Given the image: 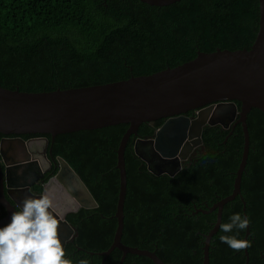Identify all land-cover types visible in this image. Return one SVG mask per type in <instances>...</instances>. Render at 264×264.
<instances>
[{"label": "trees", "instance_id": "obj_1", "mask_svg": "<svg viewBox=\"0 0 264 264\" xmlns=\"http://www.w3.org/2000/svg\"><path fill=\"white\" fill-rule=\"evenodd\" d=\"M257 18V0H177L162 6L139 0H0V86L21 91L87 86L173 67L193 58L196 51L247 48ZM245 122L249 146L239 196L223 204L210 241L214 247L209 264H243L242 251L220 242L222 235L237 239L243 235L235 229L220 231L230 216L241 215L240 198L251 221L247 264H260L259 255L264 254V111L250 108ZM159 123L158 119L139 124L123 150L126 184L120 241L153 250L164 262L198 264L202 235L215 219L214 211L200 209L231 192L241 131L235 126L224 140L229 129L205 125L200 133L203 152L196 161L173 175L155 174L133 152L132 141L134 136L151 134ZM126 126L57 134L48 142L50 154L70 166L96 203L66 216L70 224L78 225L76 243L82 248L75 250L73 264L84 257L99 264L100 256L85 251L105 250L111 242L118 187L115 148ZM44 136L49 141V135ZM3 215L0 208V218ZM64 250L68 253L74 247ZM192 250L195 255H190ZM119 257L113 249L101 264H117ZM122 264L151 261L127 253Z\"/></svg>", "mask_w": 264, "mask_h": 264}, {"label": "water", "instance_id": "obj_2", "mask_svg": "<svg viewBox=\"0 0 264 264\" xmlns=\"http://www.w3.org/2000/svg\"><path fill=\"white\" fill-rule=\"evenodd\" d=\"M139 1L162 6L177 0ZM257 12V29L247 48L196 51L193 58L173 67L87 86L42 91H21L0 86V134L3 135L0 138V159L4 164L3 171L0 168V203L5 207V214L0 218V228L15 212L4 197L2 180L10 187L11 169L21 165V161L26 165L35 163V168H31L24 175H40L36 160L46 162L48 139L45 134L49 135L51 143L57 134L126 123L127 126L115 148V168L118 176L112 214L115 228L109 246L97 252L101 256L100 264L113 248L121 253L117 264H122L127 253L145 256L152 264H177L162 261L152 251L130 247L120 242L126 184L123 159L126 141L130 134H136L139 124L163 119L151 138L139 139V142L153 146L155 154L153 151L151 156L156 157V167L169 162L173 164L170 171L158 169L157 174L163 171L173 175L180 168L178 160L185 157V151L195 144H200L203 126L219 125L226 128L230 124L233 126L239 123L242 151L234 172L231 192L212 203L209 208L215 209V220L204 235L199 263L208 264V242L219 226L222 206L236 195L239 196L240 176L248 148L246 114L250 108L264 111V0H257ZM235 102H238V108ZM190 111L193 112L187 116L186 113ZM22 134L36 137L24 140L19 137ZM56 162L57 171L53 179L51 178L53 185L49 187L48 183L45 184L39 196L32 197L28 193L29 184L21 183L20 186L26 197L40 198L47 195L52 199L53 196L59 197L64 192L67 198L70 196V208L56 210L57 207L53 205L54 210H50L66 233H70L64 219L65 213L75 210L78 206L95 207L96 203L70 166L58 156ZM11 198L19 204V199ZM240 200L241 216L245 217L244 201L241 198ZM248 234L249 227L243 231L241 240H245ZM243 255V264H247L246 250Z\"/></svg>", "mask_w": 264, "mask_h": 264}, {"label": "clouds", "instance_id": "obj_3", "mask_svg": "<svg viewBox=\"0 0 264 264\" xmlns=\"http://www.w3.org/2000/svg\"><path fill=\"white\" fill-rule=\"evenodd\" d=\"M20 211L11 215L8 225L0 228V264H73L65 258L66 253L58 235V219L52 214V199L44 195L40 198L26 197ZM230 223H222L220 231L231 233L235 229H248L250 219L239 213L230 216ZM220 242L235 252L249 249V240L237 239L235 235H222ZM78 264H89L87 258Z\"/></svg>", "mask_w": 264, "mask_h": 264}, {"label": "flooded vegetation", "instance_id": "obj_4", "mask_svg": "<svg viewBox=\"0 0 264 264\" xmlns=\"http://www.w3.org/2000/svg\"><path fill=\"white\" fill-rule=\"evenodd\" d=\"M236 103V102H235ZM193 112V111H192ZM191 111L186 115L187 116H190V114L192 113ZM195 112V110H194ZM160 120V123L156 126L158 127L162 122H163V119H159ZM246 123V122H245ZM239 126L240 128V131H241V127H240V124L239 123H235L233 126L228 125L226 128L225 127H222V126H219V125H215L217 126L218 128H220L221 130H226V129H229L230 131L227 132V134L225 135L224 137V140L226 139V137L231 133L232 129L235 127V126ZM208 126H211V125H208ZM155 130V128H154ZM153 130V132H154ZM153 132L151 134H146V135H143L142 137H139V136H134L133 138V141H132V150L134 153H136V155L141 159L142 163H144L145 165V168L155 174H157L158 172V169L160 170H163V169H166V171H170L172 168H173V164L171 162L165 164L164 166H161V167H156V164H157V160H156V157L154 156V158L151 156L152 152L154 151V154H155V149L153 148V146L149 145V144H146V143H140L139 142V139H143V138H151L152 135H153ZM201 133V132H200ZM23 135V134H22ZM27 135V134H26ZM136 135V134H135ZM242 135V133H241ZM5 136H8V137H11L13 135H5ZM3 137V135L0 134V138ZM20 138L22 139H28L30 137H36V135H29V136H26V137H22L21 135H19ZM46 137V136H45ZM47 138V137H46ZM223 140V141H224ZM201 141V139H200ZM50 142V141H48ZM192 146V145H191ZM248 146H249V143H248ZM48 149H49V152H48ZM241 151H242V147H241ZM203 152V146L200 142V144H195L193 145L192 147H189L186 151H185V157L183 159H179L178 162H179V166L180 168L184 165H188L191 161H196V156H198L199 153ZM247 152H248V148H247ZM141 156H139V155ZM241 155V153H240ZM247 156V155H246ZM56 157L57 156H52L50 154V146L48 147V143H47V148L45 150V158H46V162H47V166H46V162H41V161H37V167L39 168V172H40V175L37 177H34L32 175H24L25 173H27L31 168L34 169L35 168V163L34 164H30V165H26L24 164V162H20L21 165L17 166V167H13L11 169V173H10V184L11 186L10 187H7L6 184H5V181L2 180V189H3V194H4V197L6 199V201L13 206L14 210L15 211H20V207L22 208V201L26 198V196L23 194L22 192V189H21V186L20 184L21 183H27L29 184V186L27 187V191L28 193L32 196V197H36V196H39L43 190V187L45 184L48 183V185H50L49 187H51V185H53L51 183V180L53 179L56 171H57V162H56ZM240 159V158H239ZM245 165V164H244ZM0 168L1 170L3 171L4 169V164L3 162L1 161L0 159ZM45 168V170H44ZM237 168V167H236ZM236 170V169H235ZM235 172V171H234ZM158 174H167L165 172H161V173H158ZM168 175V174H167ZM52 178V179H51ZM54 187L52 186V192H53V189ZM53 196V194H52ZM237 196V195H236ZM11 197H14L15 199H19L20 202L19 204L13 202L12 198ZM71 197L69 196V198H67V195L66 193H61L59 197H52V202L54 203L53 205L55 207H57L56 210H64L66 208H70V199ZM58 203V204H57ZM214 203V202H213ZM56 204L58 206H56ZM206 208L204 209H200V211L202 213H208V212H211V211H214L215 213V209L213 210H210V206L211 205H205ZM223 207V206H222ZM0 208L4 211V214H5V207L0 203ZM79 208H83V209H90V208H94V207H81V206H78L75 210H72V211H68L65 213L64 215V219L65 221L67 222L69 228H70V233H67L65 236L63 234H65L66 230H62L63 228L60 226H58V235H59V238L61 240V243L64 247V249H66V247L68 245L74 247V250H71L69 251L68 253H66V256L68 255V259L72 260L73 259V256H74V252L75 250L76 251H81V247L79 245H77L76 243V239H78V225H73V224H70L67 220H66V216L67 214H71V213H75ZM199 210V209H196V211ZM222 210V209H221ZM221 215V214H220ZM4 216V215H3ZM2 216V217H3ZM11 219V218H10ZM9 219V220H10ZM8 220V221H9ZM215 220V219H214ZM214 223V222H213ZM78 224V222H77ZM213 225V224H212ZM211 225V227H212ZM210 227V228H211ZM209 228V229H210ZM216 232V231H215ZM122 233V231H121ZM207 233V232H206ZM205 233V234H206ZM204 234V235H205ZM215 234V233H214ZM213 234V235H214ZM204 235H202V241L199 245V248H200V261H201V253H202V246H203V243H204ZM212 235V236H213ZM249 235V234H248ZM247 235V236H248ZM212 236L210 237L209 239V242H208V255L210 253L209 250H212L214 246H211L210 245V241H211V238ZM242 238V237H241ZM63 240V241H62ZM112 240V238H111ZM121 242V241H120ZM200 242V241H199ZM122 243V242H121ZM109 246V245H108ZM131 247V246H130ZM137 248V247H136ZM211 248V249H210ZM113 249H116V248H113ZM112 249V250H113ZM140 249V248H138ZM153 249H156V247L154 246ZM118 250V249H117ZM148 250V249H146ZM103 251V250H101ZM119 251V250H118ZM149 251H152L154 252L153 250H149ZM97 252H100V251H97ZM97 252H92V251H85V253H87L89 256H92V255H96V256H100L97 254ZM111 252V251H110ZM109 252V253H110ZM120 252V251H119ZM108 253V254H109ZM194 253H196V250H192L191 251V254L190 255H195ZM238 253V252H237ZM121 254V253H120ZM130 254V253H129ZM242 254H243V251H242ZM83 255V253H82ZM132 255H135V254H132ZM156 255V254H155ZM79 257H81L80 255H78ZM136 256H142V255H136ZM157 256V255H156ZM244 256V255H243ZM101 257V256H100ZM145 257V256H144ZM158 257V256H157ZM84 258H87L89 260V264H91L93 262L92 258L90 257H84ZM124 258V257H123ZM147 258V257H146ZM105 259V258H104ZM103 259V260H104ZM148 259V258H147ZM101 261V260H100ZM244 262V260H243ZM247 262H248V256H247ZM258 262H260V264L264 263V254H260L259 255V260ZM176 263V262H175ZM200 263V262H199ZM198 263V264H199ZM100 264V263H99ZM152 264V262H151ZM178 264V263H177ZM188 264H191L189 261H188ZM208 264H209V256H208ZM220 264H222V262H220Z\"/></svg>", "mask_w": 264, "mask_h": 264}, {"label": "bare ground", "instance_id": "obj_5", "mask_svg": "<svg viewBox=\"0 0 264 264\" xmlns=\"http://www.w3.org/2000/svg\"><path fill=\"white\" fill-rule=\"evenodd\" d=\"M126 145V144H125ZM125 147V146H124ZM180 169V168H179ZM81 179V178H80ZM59 226H60V228L62 227L60 224H59ZM62 230H64V229H62ZM66 232V231H65ZM67 233H65V234H63L64 236L66 235Z\"/></svg>", "mask_w": 264, "mask_h": 264}]
</instances>
